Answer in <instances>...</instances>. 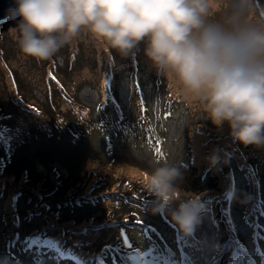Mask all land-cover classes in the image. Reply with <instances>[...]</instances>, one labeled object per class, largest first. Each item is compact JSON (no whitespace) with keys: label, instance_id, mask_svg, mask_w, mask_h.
I'll return each instance as SVG.
<instances>
[{"label":"rangeland","instance_id":"obj_1","mask_svg":"<svg viewBox=\"0 0 264 264\" xmlns=\"http://www.w3.org/2000/svg\"><path fill=\"white\" fill-rule=\"evenodd\" d=\"M17 24L0 27V264H264V146L215 125L146 42L121 56L82 30L37 62ZM156 161L204 204L194 236L153 213Z\"/></svg>","mask_w":264,"mask_h":264},{"label":"clouds","instance_id":"obj_2","mask_svg":"<svg viewBox=\"0 0 264 264\" xmlns=\"http://www.w3.org/2000/svg\"><path fill=\"white\" fill-rule=\"evenodd\" d=\"M219 4L220 0H15L8 18H20L10 31L17 34L22 54L37 62L50 60L82 30L121 56L146 42L145 55L158 73L175 79L186 98L199 100L215 125L227 122L234 141L261 147L264 17L260 13L256 20L249 18L257 11L255 0H231L220 20L211 19ZM156 164L146 173L144 185L156 198L153 213L168 210L177 228L194 236L204 204L196 195L181 200L176 181L182 173L176 162Z\"/></svg>","mask_w":264,"mask_h":264},{"label":"water","instance_id":"obj_3","mask_svg":"<svg viewBox=\"0 0 264 264\" xmlns=\"http://www.w3.org/2000/svg\"><path fill=\"white\" fill-rule=\"evenodd\" d=\"M15 6V0H0V26L2 24L9 25L13 23V20L8 17L9 9L14 8ZM227 6L230 8L231 0H227ZM255 9L257 11H254L253 13H261L262 17H264V0H255Z\"/></svg>","mask_w":264,"mask_h":264},{"label":"trees","instance_id":"obj_4","mask_svg":"<svg viewBox=\"0 0 264 264\" xmlns=\"http://www.w3.org/2000/svg\"><path fill=\"white\" fill-rule=\"evenodd\" d=\"M228 11H229V10H228ZM214 17H215V16H214ZM219 17H220L219 15L217 16V18L215 17V20H218ZM258 17H259V16H258ZM17 22H19V21H17ZM15 23H16V22H15ZM101 49H102L103 52H105V50L107 51V48L104 47V46H103ZM83 50H84V47H83V45L81 44V45H80V48H79V51H81V53H83ZM108 50H109V48H108ZM1 51H2V49H1ZM122 75H123V74H122L121 72H119V75H118V76H120V78L122 77ZM120 80H121V79H119V81H120ZM36 216H37V213H35V217H36Z\"/></svg>","mask_w":264,"mask_h":264},{"label":"snow or ice","instance_id":"obj_5","mask_svg":"<svg viewBox=\"0 0 264 264\" xmlns=\"http://www.w3.org/2000/svg\"><path fill=\"white\" fill-rule=\"evenodd\" d=\"M160 150L159 149H157V152H159Z\"/></svg>","mask_w":264,"mask_h":264},{"label":"bare ground","instance_id":"obj_6","mask_svg":"<svg viewBox=\"0 0 264 264\" xmlns=\"http://www.w3.org/2000/svg\"><path fill=\"white\" fill-rule=\"evenodd\" d=\"M260 264H261V262H260Z\"/></svg>","mask_w":264,"mask_h":264}]
</instances>
